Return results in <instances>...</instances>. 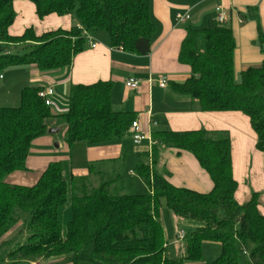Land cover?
<instances>
[{"label": "trees", "instance_id": "trees-1", "mask_svg": "<svg viewBox=\"0 0 264 264\" xmlns=\"http://www.w3.org/2000/svg\"><path fill=\"white\" fill-rule=\"evenodd\" d=\"M16 1H29L42 20L56 15L75 16L79 26L37 36L33 29L13 37ZM248 14L258 19L257 9ZM156 26L151 0H0V72L17 65H36L43 73L69 68L87 49L84 33H106L110 44L139 56L152 52ZM264 51V34L260 31ZM11 45L24 46L20 54ZM236 41L233 30L212 21L204 29L189 28L179 62L191 68L190 78L175 89L195 102L201 112H238L249 118L264 152V64L249 68L235 83ZM113 84L73 86L68 111L55 116L39 98L42 88H25L18 107H0V264H31L66 259L70 264H186L202 259L203 244L217 243L221 255L213 264H264V215L259 196L238 204L235 194L232 141L228 132L204 130L153 134V163L158 151L171 148L190 153L209 175L213 189L201 194L173 186L163 175L140 162L136 173L144 179L142 195L113 196L111 188L123 179L120 172L89 169L87 177H65L63 165L52 163L31 187L11 186L8 175L26 171L33 142L48 133V122L66 124L65 144L100 145L129 136L134 115L113 110ZM71 195L72 219L62 234L59 211ZM178 219L198 223L186 233L185 255L169 258L160 221L161 201ZM22 224L21 238L13 251L6 237Z\"/></svg>", "mask_w": 264, "mask_h": 264}, {"label": "crops", "instance_id": "crops-1", "mask_svg": "<svg viewBox=\"0 0 264 264\" xmlns=\"http://www.w3.org/2000/svg\"><path fill=\"white\" fill-rule=\"evenodd\" d=\"M239 1L151 0V17L156 31L152 38V52L149 56L143 57L113 48L107 34L108 38L102 36L96 42L95 49L88 44L87 49L74 58L69 68L43 73L36 65H28L26 68L28 85L24 84L21 91L25 88L53 87L56 96L63 93L68 97L66 105L68 104L69 107V96L73 86H92L100 82H111L113 84L111 95L113 110L134 115V120L139 123L142 132L151 136L152 139L154 133L165 131L174 133L201 130L212 133L228 132L232 141L233 175L238 183L235 200L242 205L249 202L253 195H258L259 210L264 215V152L257 149L258 138L251 127L249 118L238 112H201L194 101L180 94L174 87L175 84L185 83L191 76V68L179 62L181 46L186 39L188 29H204L210 22L216 21V10L219 7L227 13L228 21L225 25L229 26L235 12L240 14ZM248 2H253V0H248ZM14 10L17 18L9 29V34L13 37L22 36L29 29H33L37 36H42L48 32L71 30L79 26L75 16L52 15L41 20L36 13L35 5L29 1H16ZM177 14H189L190 19L180 23L176 20ZM239 21L241 22V19ZM229 27L232 29L231 25ZM95 38L97 39V36ZM21 48L22 46H15L11 49L18 51ZM235 59L234 66H236ZM249 68L255 67L247 69ZM4 79L0 76V80ZM160 79L167 80L165 88L160 87ZM130 80L139 81L140 86L137 90L126 87V83ZM5 103L7 101L0 102V107H17L7 106L9 104ZM67 111V107L61 110L57 105L52 109L55 116L63 115ZM61 121L55 118L48 122V133L36 139L32 144L26 161V171L8 175L5 179L8 185L34 186L48 167L58 162L63 165V168L64 164L70 163V181L72 177L89 176V169L93 165H96V169L107 173L119 172L127 168L125 165L131 156V151L126 148L124 142L128 138L133 143L131 129L127 138L115 143L78 144L68 147L65 140L56 137L62 129L66 130V124L61 125ZM136 147L140 148L133 153L138 159V164L142 162L149 165L151 170L166 177L173 186L201 194H208L212 191L213 183L209 175L190 153L179 154L175 149L162 147L158 151L154 164L151 142L145 140ZM145 158L148 162L144 160ZM64 172L66 177L65 169ZM130 174L139 176L132 171ZM147 190L146 185V192ZM69 198L71 204L70 194ZM175 221L179 225L184 220L175 217ZM194 227L197 226L194 225ZM166 243L168 257L169 249L174 244L168 241ZM183 244L179 243L176 250L186 252V246ZM31 264L70 263L61 258L40 260Z\"/></svg>", "mask_w": 264, "mask_h": 264}, {"label": "rangeland", "instance_id": "rangeland-1", "mask_svg": "<svg viewBox=\"0 0 264 264\" xmlns=\"http://www.w3.org/2000/svg\"><path fill=\"white\" fill-rule=\"evenodd\" d=\"M238 7L240 8V14L235 12V15L228 25L232 26L233 34L236 41V54H235V83L241 82V74L248 67H260L264 64V51L260 46V31L264 34V0H253V2H248V0H240ZM249 9H257L258 19H254L249 16ZM241 19V22L239 21ZM228 26V27H229ZM96 42L102 37L108 38L106 33H98ZM21 45H11V48ZM22 46L17 52L22 54L25 52ZM28 65H17L10 66L5 68L0 72V76L5 78L0 80V102L7 101L5 104L7 106H20L21 102V87L27 84V70ZM28 85V84H27ZM68 97L60 93L59 96H56L52 99L54 106L56 105L59 109L64 110L68 109V104L66 105V100ZM56 101V102H55ZM61 125L65 126V122L61 121ZM66 130L62 129L61 132L56 136L61 140H65ZM125 146L131 151V156L127 160V168L121 169L119 172L124 176L121 181L115 184L111 188V194L113 196H122L128 194H145L146 193V182L143 181L139 176H132L130 171H135V166L138 164V159L136 157L135 151L140 149L133 145L130 139H125ZM145 145V144H144ZM162 149V147H161ZM73 152V151H72ZM74 153V152H73ZM145 161L148 162V159L145 158ZM83 165V164H82ZM74 166V164H73ZM85 166V163H84ZM70 163L64 164V169L66 171V179L70 182ZM59 217L62 224V234L63 237L66 236L67 227L72 219V209L70 204V198L68 202L61 208L59 211ZM160 220L165 228V237L171 245L169 249V258H179L185 255L184 250L181 252L177 251V235L179 231H185V233L194 230V225L198 223L192 222L189 220H184L179 225L175 221L174 214L169 210L166 205L165 200L161 201L160 207ZM22 225V224H21ZM21 225L17 226L5 239L9 241L8 244H12L9 248L6 249L7 252L13 251L17 248L18 244H23L27 241V235H23V238L20 236L22 230ZM199 225V224H198ZM177 244V245H175ZM183 244V243H182ZM184 246V244H183ZM3 251V249H0ZM221 255V247L217 243L206 242L203 244V254L202 259L199 262H188L186 264H213V262L219 258ZM242 264H249L248 262H243Z\"/></svg>", "mask_w": 264, "mask_h": 264}, {"label": "built area", "instance_id": "built-area-1", "mask_svg": "<svg viewBox=\"0 0 264 264\" xmlns=\"http://www.w3.org/2000/svg\"><path fill=\"white\" fill-rule=\"evenodd\" d=\"M217 23H219L220 25H225L228 21V15L225 12V10L222 7L217 8ZM190 19V15L189 14H177L176 15V20L180 23H184L186 21H188ZM84 36L86 37V39L88 40V43L90 45V47L92 49L96 48V40L95 38L88 34V33H84ZM140 86L139 81L136 80H130L126 83V87L128 89L131 90H137ZM167 86V80L166 79H160V87L161 88H165ZM56 96L55 93V89L53 87H49L47 89H42L39 92V98L42 99L47 107H51L53 106V101L52 99H54ZM131 133L133 134V143L136 146L141 145L145 140H148L149 142H151L153 144V146L156 145V142L152 139L151 136L149 135H145L142 130L141 127L139 125V123L136 121L132 124L131 127ZM185 231H179L178 235H177V243H183L184 239H185Z\"/></svg>", "mask_w": 264, "mask_h": 264}, {"label": "water", "instance_id": "water-1", "mask_svg": "<svg viewBox=\"0 0 264 264\" xmlns=\"http://www.w3.org/2000/svg\"><path fill=\"white\" fill-rule=\"evenodd\" d=\"M51 132V131H50Z\"/></svg>", "mask_w": 264, "mask_h": 264}]
</instances>
